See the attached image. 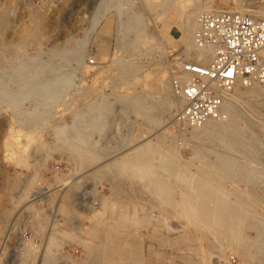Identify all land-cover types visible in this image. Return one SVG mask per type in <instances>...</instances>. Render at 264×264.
<instances>
[{
	"label": "rangeland",
	"instance_id": "rangeland-1",
	"mask_svg": "<svg viewBox=\"0 0 264 264\" xmlns=\"http://www.w3.org/2000/svg\"><path fill=\"white\" fill-rule=\"evenodd\" d=\"M256 2L0 0V264H264V149L191 135L160 90L190 7Z\"/></svg>",
	"mask_w": 264,
	"mask_h": 264
},
{
	"label": "built area",
	"instance_id": "built-area-1",
	"mask_svg": "<svg viewBox=\"0 0 264 264\" xmlns=\"http://www.w3.org/2000/svg\"><path fill=\"white\" fill-rule=\"evenodd\" d=\"M194 44L208 48L207 63L181 60L171 72L179 105L173 121L199 126L224 117V102L238 84H264V16L219 9L202 11L191 33Z\"/></svg>",
	"mask_w": 264,
	"mask_h": 264
},
{
	"label": "bare ground",
	"instance_id": "bare-ground-1",
	"mask_svg": "<svg viewBox=\"0 0 264 264\" xmlns=\"http://www.w3.org/2000/svg\"><path fill=\"white\" fill-rule=\"evenodd\" d=\"M239 3V2H238ZM157 5V3H155ZM191 5V4H188ZM210 4H206V3H202L200 5H193L192 7L189 8V10L186 12L185 16H184V26L185 28L182 30L181 32V42L185 45V53H186V57L185 60H196L200 63H207L211 58H212V52L210 49L208 48H200L198 46H196L192 40V31L193 28L195 26L196 23V19L197 17L200 15V13L202 11H214L215 9H211L208 8ZM241 5H238L236 7H232V8H226L227 10H237L238 12H249L250 15H252L253 17H257V16H264V0H257V2L253 5L252 9H246L244 7H240ZM179 37V38H180ZM178 40V39H177ZM180 40V39H179ZM18 47V45H17ZM12 48V47H11ZM19 49V47H18ZM27 60V59H26ZM11 61V60H9ZM181 60L177 61L180 62ZM16 62V61H14ZM178 64V63H177ZM20 69V68H19ZM64 69V68H63ZM31 80V79H30ZM157 81V80H156ZM245 85V86H242ZM29 86V85H28ZM241 87H245L244 89H242ZM2 88V87H0ZM3 89V88H2ZM160 90L166 91L167 93H171V84L169 80H162L160 83ZM1 93V92H0ZM5 95V94H4ZM176 98V97H175ZM240 98H243L244 100L249 101L252 105V107L254 108H261L262 110H264V85H260V84H238L235 86L233 93L225 99L224 102V111H225V115L222 119L220 120H210V121H206L204 124L199 125V126H189L188 131L191 135H195V136H200V135H204L207 133H219V134H223L225 135L224 137H227L228 139H237L238 141H242L244 142V144L250 143V146H252V150L256 151V148H263L264 149V122H261V124H256L255 121H251L248 117H246V115H243L241 113L238 112L237 110V99L240 100ZM246 98V99H245ZM176 101H171L169 100L168 105L169 106H176L178 107L179 105V101L176 98ZM241 101V100H240ZM239 101V102H240ZM239 104V103H238ZM241 107V106H240ZM98 110V108H97ZM244 110V109H243ZM95 113V112H94ZM93 113V115H94ZM86 114V113H85ZM251 114V113H250ZM236 116L240 119H242L243 123H244V129L245 131L243 132V134H240L238 132H236L233 129V121L231 119V117ZM84 118H86L85 116H83ZM155 117V116H154ZM82 118V119H84ZM150 118V117H149ZM154 119V118H152ZM156 119V118H155ZM160 119V118H159ZM255 119V118H254ZM85 120V119H84ZM151 120V119H149ZM256 121L257 118L255 119ZM264 120V119H263ZM76 121V120H75ZM80 122V121H78ZM83 122V121H82ZM152 122V120H151ZM167 122V121H166ZM76 123V122H75ZM158 123V121H156V124ZM161 123V122H160ZM171 125V120H168L167 124ZM74 125V123H73ZM78 128V124H75ZM83 125L80 123V126ZM159 125V124H158ZM163 125V124H162ZM82 127V126H81ZM241 127V126H240ZM62 129V127L60 128ZM68 129V128H67ZM85 129V128H84ZM83 129V130H84ZM168 127L164 126V129L162 130V133L165 135L170 136L169 132H168ZM70 130V129H69ZM82 130V131H83ZM63 131V130H60ZM73 131V129L70 130V132ZM81 131V132H82ZM87 131V130H84ZM75 132L77 133V131H74V133H72L73 135L75 134ZM154 132V131H153ZM71 134V135H72ZM83 135V133H81ZM55 135V134H54ZM62 132L60 134V138H63V136L61 137ZM68 135V134H67ZM80 135V134H79ZM82 135H80L79 137H83ZM150 135V134H149ZM188 135V133H187ZM66 136V135H65ZM77 136V134L75 135ZM73 136V137H75ZM146 136V135H145ZM144 136V137H145ZM167 136V137H168ZM78 137V139H79ZM147 137V136H146ZM149 137V136H148ZM85 138V137H83ZM64 139V138H63ZM144 139V138H143ZM69 140V139H68ZM67 140V141H68ZM141 140V139H140ZM145 140V139H144ZM84 141V140H83ZM66 142V141H65ZM147 142V141H146ZM168 142V141H167ZM77 143V142H76ZM148 143V142H147ZM150 143V142H149ZM127 147V146H126ZM146 147V146H145ZM147 147H149V145L147 144ZM72 148V147H70ZM148 148L146 149L148 151ZM157 148V147H156ZM155 148V149H156ZM158 150V149H157ZM253 151V152H254ZM150 152V151H148ZM147 153V152H145ZM77 154V153H75ZM83 154V153H82ZM115 154V153H114ZM79 155V154H78ZM77 155V156H78ZM114 156V155H113ZM143 156V155H142ZM141 156V157H142ZM123 157V156H122ZM92 159V158H90ZM107 159V158H106ZM95 162V161H94ZM101 162V161H100ZM103 162V161H102ZM91 163V162H90ZM93 163V162H92ZM119 163V162H118ZM94 165V164H93ZM240 165V164H239ZM97 166V165H96ZM169 166V164H168ZM89 167V165L87 166V168ZM238 167V166H237ZM86 168V169H87ZM76 170H74L75 172ZM84 171V170H81ZM87 171V170H86ZM80 173V172H79ZM78 173V175H80ZM87 173V172H86ZM77 174V173H76ZM82 174V172H81ZM88 174V173H87ZM179 174V173H178ZM181 174V173H180ZM73 176V175H72ZM178 176V175H177ZM72 178V177H70ZM79 178V177H78ZM68 180V181H67ZM63 182L60 183V185L64 186L67 185L68 183L71 182V179H67ZM78 181V180H77ZM163 181V180H162ZM170 181V180H169ZM44 187V186H43ZM53 188V187H52ZM51 189V188H50ZM44 192H34L31 194L30 200L31 199H35L40 197ZM89 193V191H86L85 194ZM84 196L83 198H86L87 196H85L84 194L82 195ZM45 197V196H44ZM101 196L99 197V202L102 201ZM216 200L218 199V195L217 194H209L208 196H205V200ZM36 202V201H35ZM185 202V200H184ZM110 203V202H109ZM29 205V204H28ZM112 205V204H111ZM136 212V211H135ZM134 212V214H135ZM95 213V212H94ZM91 214V213H90ZM89 214V215H90ZM101 214V213H100ZM161 214V213H160ZM36 215V214H35ZM163 215V214H162ZM166 215V214H165ZM168 215V214H167ZM94 216V215H92ZM135 216V215H134ZM124 217V216H123ZM164 217V216H163ZM50 228V227H49ZM60 233H62L60 231ZM47 234V233H46ZM51 239V238H50ZM51 241V240H50ZM48 243V242H47ZM44 246V245H43ZM34 253V251H26L24 253L25 258L27 259H31V255ZM39 256L37 257V263L36 264H43V262L45 261V259L43 258V255L45 254L44 251H41L40 253H38ZM36 256V255H35ZM35 259V258H34ZM224 264L227 263V260L224 259ZM46 262H48V259H46Z\"/></svg>",
	"mask_w": 264,
	"mask_h": 264
}]
</instances>
